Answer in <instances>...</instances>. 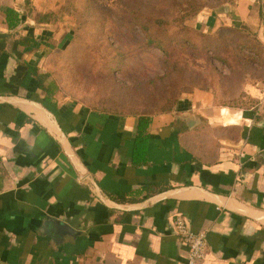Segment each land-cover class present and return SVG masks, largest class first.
<instances>
[{"label":"crops","instance_id":"obj_1","mask_svg":"<svg viewBox=\"0 0 264 264\" xmlns=\"http://www.w3.org/2000/svg\"><path fill=\"white\" fill-rule=\"evenodd\" d=\"M24 1L0 0V264H183L175 215L205 232L199 264H264V75L229 103L188 90L142 131L138 115L62 97L40 67L56 37ZM201 20L244 27L264 65V0ZM40 83L55 85L49 99ZM56 220L76 233H56Z\"/></svg>","mask_w":264,"mask_h":264},{"label":"rangeland","instance_id":"obj_2","mask_svg":"<svg viewBox=\"0 0 264 264\" xmlns=\"http://www.w3.org/2000/svg\"><path fill=\"white\" fill-rule=\"evenodd\" d=\"M25 12L43 18L46 34L57 47L43 53L42 68L58 85L63 98L89 109L129 114H152L167 106L169 92L181 95L193 88H213L216 101L240 99L246 79L264 75V65L254 64V40L244 27L219 25L204 31L199 19L227 9L234 0H25ZM139 8L181 11L190 29L187 46L170 40V63L184 68L163 77L165 55L145 45L136 26L130 28L120 17ZM50 38V37H49ZM223 59L216 60L212 56ZM210 58V62L207 59ZM166 89V91H165Z\"/></svg>","mask_w":264,"mask_h":264},{"label":"trees","instance_id":"obj_3","mask_svg":"<svg viewBox=\"0 0 264 264\" xmlns=\"http://www.w3.org/2000/svg\"><path fill=\"white\" fill-rule=\"evenodd\" d=\"M147 2H151V0H147ZM161 9V8H160ZM158 10H148L146 12L139 11V8H136L133 11H129L127 16L120 17L121 22L125 23L132 28L133 26H136L140 33L143 35L145 42V45H151L153 47L158 48L162 53L165 55L166 59V65H165V71L163 74V77H168L172 72H176V74L182 78L183 69L178 67L177 61L170 63L167 59L170 57V53L168 51L170 40L172 38H177V42L181 44H186L187 46H192L193 48L195 45L190 43V39L188 37V31L190 30L185 24H184V18L185 15L181 13V11H177L175 13H170L169 11H161ZM6 21L7 25L10 27L11 24L14 22L16 23L18 21L17 15L18 13L10 8H7L6 10ZM11 20H15L12 22ZM38 22L45 21V19L40 18L36 19ZM236 28V27H235ZM71 40V37L63 43V46L57 47L59 49H62L68 45V42ZM50 47H52L50 45ZM55 47V48H56ZM54 48V46H53ZM212 58L223 61V59L217 57L215 54L212 56ZM208 62H210V58L207 59ZM54 84V83H53ZM53 87L56 88L55 85H51V88H46L41 83L39 84V88H41L45 94L46 98L49 99V97L53 94ZM166 91V89H165ZM179 91L173 90L169 92V96H166V102L167 106L165 108H162L163 111H168L172 109L175 104L179 100ZM96 110V109H95ZM105 111V110H101ZM109 112V111H105ZM162 112V111H161ZM114 114H129V113H118V112H109ZM138 115V129L144 130L145 125L147 124V118L145 115L148 114H134Z\"/></svg>","mask_w":264,"mask_h":264},{"label":"built area","instance_id":"obj_4","mask_svg":"<svg viewBox=\"0 0 264 264\" xmlns=\"http://www.w3.org/2000/svg\"><path fill=\"white\" fill-rule=\"evenodd\" d=\"M256 107L264 110V87L260 92ZM173 226L176 235L187 246L185 261L183 264H199L206 255V236L204 231H192L185 219L180 215L173 217Z\"/></svg>","mask_w":264,"mask_h":264},{"label":"water","instance_id":"obj_5","mask_svg":"<svg viewBox=\"0 0 264 264\" xmlns=\"http://www.w3.org/2000/svg\"><path fill=\"white\" fill-rule=\"evenodd\" d=\"M53 222V226H54V231L56 233H60V234H69V235H73L76 233V231H74V229L72 227H70L67 223H63L61 221H52Z\"/></svg>","mask_w":264,"mask_h":264}]
</instances>
